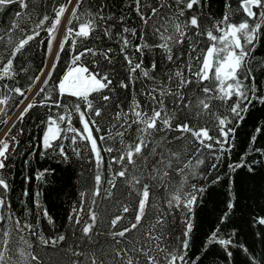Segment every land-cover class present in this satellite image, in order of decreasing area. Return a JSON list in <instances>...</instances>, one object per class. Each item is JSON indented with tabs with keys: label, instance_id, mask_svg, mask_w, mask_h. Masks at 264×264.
I'll list each match as a JSON object with an SVG mask.
<instances>
[{
	"label": "snow or ice",
	"instance_id": "obj_1",
	"mask_svg": "<svg viewBox=\"0 0 264 264\" xmlns=\"http://www.w3.org/2000/svg\"><path fill=\"white\" fill-rule=\"evenodd\" d=\"M12 4L21 9L29 6L27 0H0V10ZM82 5L83 0L58 2L52 8L54 15L44 14L32 29H24L14 20L8 29L9 37L14 30L27 34L16 42L9 38L12 47L4 61H0V79L9 77L17 56L46 31L50 68L41 69L40 75L30 78L27 92H34L31 97L19 87L10 89L23 97L16 105L20 111L15 119L22 121L37 106L65 109L66 114L55 118L48 115L41 121L45 125L41 155L49 149H58L63 160L68 161L65 145L58 143L69 139L66 133H72V145L85 142L91 153L89 159L95 163L91 203L85 214L88 193L82 191L79 210L73 207L68 217L74 225L71 240L66 234L46 238L37 233L32 224L22 222L12 212L7 198L10 184L2 174L8 167L11 149L8 140L0 138V264H44L34 250L14 251L12 230L4 227L7 223L14 226L19 242L27 249H33V244L25 238V231L38 237L39 246L52 249L48 264H195L187 256L192 231L189 218L184 219L185 230L179 243L173 246L177 240L173 232L175 212L183 209L191 212L197 199L195 193L202 191L196 184L191 185L192 191H186L188 180L196 175L194 167L205 163L200 158L202 151L214 152L216 145L226 151L224 145L234 132L228 116L213 112V101H220L239 119L247 111L246 104L251 103L244 81L252 76L251 68H247L250 49L257 34L264 31V0H239L237 11L246 17L239 23L232 22L231 4L226 0L225 12L210 24L204 19L203 0H128V12L134 13V17L126 15L123 9L116 16L107 0H97L87 19L78 15ZM197 8L201 9L199 13ZM22 15L20 11L15 13L17 19ZM136 18L142 31L129 26V21ZM93 37L100 41L98 45ZM105 37L118 45L120 61L113 47L104 43ZM205 39L207 43L201 46ZM69 43L71 62L55 90L60 97L82 101L83 109L80 103L69 109L45 94L56 61ZM3 44L0 36V45ZM147 51L158 58H149ZM118 62L126 75L116 70ZM137 82H141V90L136 89ZM119 90L131 91L130 99H122ZM251 91L255 93V89ZM42 94L37 101L36 97ZM258 98L264 102V97ZM8 101L9 97L4 96L0 105ZM73 111L78 114L82 129L73 126ZM0 114L7 115L2 107ZM205 114L215 116L218 138L210 135L206 122L200 124ZM105 118L109 131L99 136V140H112L113 144L103 151L117 153L110 156L106 170L105 158L93 135V131H103L101 121ZM9 119L0 123L8 124ZM62 124L66 127L62 128ZM12 127L15 121L3 137L10 136ZM10 139L16 141L15 136ZM72 152L77 159L84 158L79 147H72ZM243 166L241 162L230 164L229 168L235 172ZM215 167L213 164L212 168ZM248 170L253 169L249 166ZM43 176L40 172L37 179ZM177 177L179 182L174 183ZM23 195L27 197L29 192L25 190ZM104 201H109L115 211L105 206ZM36 204L40 207L38 199ZM232 207L229 202L228 209ZM43 214L52 223L46 210ZM254 223L264 226V217L256 218ZM209 239L225 247L232 243L230 239L217 240L216 232ZM14 255L18 259L14 260ZM251 259L252 264H257L255 257Z\"/></svg>",
	"mask_w": 264,
	"mask_h": 264
},
{
	"label": "trees",
	"instance_id": "obj_2",
	"mask_svg": "<svg viewBox=\"0 0 264 264\" xmlns=\"http://www.w3.org/2000/svg\"><path fill=\"white\" fill-rule=\"evenodd\" d=\"M58 2L63 3L64 0H27L29 5L27 9H21L18 4H12L0 10V36L4 39V44L0 45V61H4L11 51L12 46L8 44L9 38L16 42L22 35L27 34L14 30L9 37L8 29L12 22L17 20L22 28L32 29L44 14L54 15L52 8ZM96 2L97 0H83L82 8L78 9L81 19H87V13L94 8ZM107 2L110 11L116 16H119L123 9L126 15L134 17V13L128 12V0H107ZM228 2L231 4L232 22L239 23L246 18L242 11H237L239 0H228ZM225 3L226 0H203L204 19L209 24L214 19H220L226 10ZM17 11L23 13L19 19L15 16ZM200 11L201 9L197 8V13ZM76 22L74 20V23ZM129 26L142 31L138 18L130 20ZM48 39L47 32L42 31L40 36L29 42L14 60L13 71L9 77L0 79V98L9 97L6 105H0L7 113V115L0 114V120L11 117L8 124L0 123V138L8 140L11 149L8 154V167L2 170V174L10 184L7 198L12 205L15 217L21 219L22 222L27 221L32 224L34 230L46 238L66 234L71 240L74 225L69 222L68 217L73 207L79 210L82 191L88 193L85 214L91 203L90 190L94 183L95 163L89 159L91 157L90 149L85 146V142L81 141H78L77 145H72L70 139L72 133H66L69 139L61 140L58 143L65 145L70 157L68 161L63 160L58 149H49L42 156L41 152L44 149L41 139L45 125L41 121L46 120L48 115L55 118L59 114H66L65 109L52 107L49 110L48 107L37 106L31 109L22 121H17L15 118L20 109L16 105L23 97L10 91L11 88L19 87L25 90L26 96L34 94V92H27L31 83L30 78L40 75V70L46 69L48 64V69L50 68L51 57L47 48ZM103 39L106 45L113 47L114 52L117 53L116 59L120 61L122 58L118 55V45L106 37ZM93 42L96 45L100 43L94 37ZM205 43H207L206 39L201 46ZM250 51L247 68H251L252 76L245 80L244 84L251 103L246 104L247 111L242 112L243 119H239L228 112L226 106L220 101H213L215 105L213 112L228 116L231 121L229 126L234 129V132L229 135L228 143L224 145L226 151H221L219 145L215 146L214 152H209L207 149L202 151L200 158L205 163L194 167L196 175L188 180L186 188V191H192L191 185L196 184L202 191L195 193L197 199L191 212H188L187 209L175 212L173 232L177 240L173 246L179 243V238L185 230L184 219L189 218L192 222V231L188 237L187 256L190 260H194L195 264H252V257H255L257 264H264V226L254 223L256 218L264 217V102L258 98L264 97V31L257 34L254 47ZM71 55L69 43L66 44V51L62 52L60 59L56 61L57 67L53 71L45 94L51 95L54 100H60L63 105H68L69 109H73L77 103H80L83 109L82 101L69 96L60 97L55 90L58 80L66 72L71 62ZM146 55L149 58H158L152 51H147ZM85 59L90 61L91 58L86 57ZM115 67L122 76L127 74L121 70L119 62ZM161 67L163 68V65ZM141 82H137L135 86L137 90H141ZM252 89H255L254 94ZM119 91L122 99H130L131 91L127 93L125 90ZM43 95L36 97L37 101L42 99ZM139 98L144 99L143 96ZM244 106L242 105V107ZM13 121H15V127H12L10 136L3 137V133L12 126ZM205 122L210 129V135L218 138L215 116L209 117L205 114L200 119V124L204 125ZM72 124L77 129H82L79 116L74 111ZM107 125L108 121L105 118L101 121L103 131L100 133L93 131L98 146L102 150L101 154L105 158V170L110 156L117 155L116 152L109 154L103 151L105 147L113 144L112 140L104 142L99 140V136L108 133ZM61 127H66V124H62ZM11 136H15L16 141L11 140ZM253 137H255L254 140ZM116 146H119L118 142ZM72 147H79L84 158L77 159L72 152ZM195 161L196 157L193 156V166H195ZM241 162L244 166L232 172L229 165ZM213 164L216 165L214 169L212 168ZM249 166L252 167V171L248 170ZM40 172H43L44 176L38 180L37 174ZM106 175L110 178V173L107 171ZM179 179L177 177L174 183H178ZM25 190L29 192L27 197L23 195ZM37 193L40 194L39 197L36 196ZM37 199L40 207H37ZM229 202L233 204L230 210L228 209ZM104 205L111 208L109 201H104ZM45 210L52 223H49L48 219L44 217ZM111 210L115 211L114 208ZM4 227L12 230L14 251L17 248H25L26 251L34 250L41 256L44 264H48L49 256L52 255L53 250L39 246L38 237L30 236L25 231V238L33 244V249H27L22 242H19V235L15 232L12 224L7 223ZM213 232L217 233V240L230 239L232 243L225 247L218 242H210L209 238ZM244 249H247V252ZM229 252H231V256L228 255ZM13 259L18 258L14 255ZM31 264H35V262H31Z\"/></svg>",
	"mask_w": 264,
	"mask_h": 264
},
{
	"label": "rangeland",
	"instance_id": "obj_3",
	"mask_svg": "<svg viewBox=\"0 0 264 264\" xmlns=\"http://www.w3.org/2000/svg\"><path fill=\"white\" fill-rule=\"evenodd\" d=\"M63 29H61V31H62ZM50 60H51V58H50ZM50 60H49V62H50ZM48 67H49V64L47 65V67H46V69L45 70H47L48 69ZM31 96V95H30ZM29 96V97H30ZM23 107V106H22ZM20 111V110H19Z\"/></svg>",
	"mask_w": 264,
	"mask_h": 264
}]
</instances>
